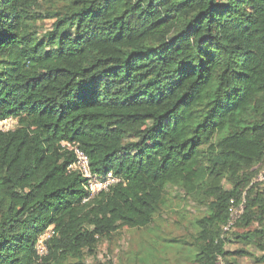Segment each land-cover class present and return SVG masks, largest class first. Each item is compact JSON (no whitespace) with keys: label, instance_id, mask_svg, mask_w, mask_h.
I'll use <instances>...</instances> for the list:
<instances>
[{"label":"trees","instance_id":"1","mask_svg":"<svg viewBox=\"0 0 264 264\" xmlns=\"http://www.w3.org/2000/svg\"><path fill=\"white\" fill-rule=\"evenodd\" d=\"M7 117L0 264H83L99 239L148 227L168 187L202 210L181 240L196 264H264V0H0ZM62 142L125 184L84 200ZM231 199L244 207L223 231Z\"/></svg>","mask_w":264,"mask_h":264},{"label":"rangeland","instance_id":"2","mask_svg":"<svg viewBox=\"0 0 264 264\" xmlns=\"http://www.w3.org/2000/svg\"><path fill=\"white\" fill-rule=\"evenodd\" d=\"M49 12V10L45 11ZM51 18L45 19L41 29L50 27ZM261 181L264 185V167H257L253 181ZM199 206L188 200L174 188L168 187L166 205L161 214L156 215L146 228L123 227L111 233L107 238L99 239L94 252L85 251L83 264H196L190 246L181 240L191 241L195 233L193 221L202 216ZM163 238L176 242L163 241ZM240 245L227 243L226 248L236 249ZM249 249L260 256L262 253L254 247ZM151 251V254L148 253ZM240 264H254L249 257H236ZM218 264L223 261L217 258ZM64 264H78L69 259ZM82 264V263H80Z\"/></svg>","mask_w":264,"mask_h":264},{"label":"built area","instance_id":"3","mask_svg":"<svg viewBox=\"0 0 264 264\" xmlns=\"http://www.w3.org/2000/svg\"><path fill=\"white\" fill-rule=\"evenodd\" d=\"M17 126V120L14 117H7L0 120V132L11 131ZM64 148L70 150L73 153L74 159L68 165L67 171H76L79 173L81 178L84 180V188L87 196L84 200L92 198L100 191L108 190L115 184H125V181L112 173L108 172H96L91 169L88 155L79 147L78 143L75 142H62ZM244 207V199L240 202H235L233 199L230 200L228 208V217L225 224L222 226L223 231H227L242 213ZM50 229L45 230L40 234L35 242L36 254L42 256L47 253V247L45 241L50 237ZM220 259V257H218Z\"/></svg>","mask_w":264,"mask_h":264}]
</instances>
